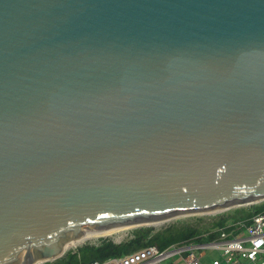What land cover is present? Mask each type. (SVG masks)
Here are the masks:
<instances>
[{"label": "water", "instance_id": "obj_1", "mask_svg": "<svg viewBox=\"0 0 264 264\" xmlns=\"http://www.w3.org/2000/svg\"><path fill=\"white\" fill-rule=\"evenodd\" d=\"M262 201L264 0H0V264Z\"/></svg>", "mask_w": 264, "mask_h": 264}, {"label": "trees", "instance_id": "obj_2", "mask_svg": "<svg viewBox=\"0 0 264 264\" xmlns=\"http://www.w3.org/2000/svg\"><path fill=\"white\" fill-rule=\"evenodd\" d=\"M264 212V201L214 212L194 220H175L167 225L154 229L152 226H141L130 229L128 237L115 242L109 237L99 238L94 243H84L69 249L62 257L42 264H87L95 260L103 262L118 258L148 246L159 250L171 247H186L222 240L221 234L229 238L244 230L256 214ZM185 252H182V254Z\"/></svg>", "mask_w": 264, "mask_h": 264}, {"label": "built area", "instance_id": "obj_3", "mask_svg": "<svg viewBox=\"0 0 264 264\" xmlns=\"http://www.w3.org/2000/svg\"><path fill=\"white\" fill-rule=\"evenodd\" d=\"M126 237H128L127 233L123 238L117 237L114 241L120 242ZM221 237L222 240L217 242L186 247L173 246L166 250L148 246L118 258L103 262L92 260L87 264H159L164 259L182 252H185L182 257L185 264H202L200 257L194 251L196 248L216 250L219 253L210 264H264V259L260 255L264 253V212L254 215L251 223L242 232L229 238L222 233Z\"/></svg>", "mask_w": 264, "mask_h": 264}, {"label": "rangeland", "instance_id": "obj_4", "mask_svg": "<svg viewBox=\"0 0 264 264\" xmlns=\"http://www.w3.org/2000/svg\"><path fill=\"white\" fill-rule=\"evenodd\" d=\"M201 216H204V219L208 220L209 217L208 215H204V214H197V215H185L183 217H179L177 219H174V220H170L168 222H163V223H159V224H156V225H150L152 227H154V229H159L165 225H167L168 223L170 222H173L175 220H181V221H186V220H194L195 218H199ZM132 229V228H129V229H125V230H122L118 233H115L113 235H109V236H100V237H96V238H92V239H85L84 241H82L80 244H84V243H94L96 242L99 238H102V237H109L111 238L112 240L114 239H117L118 238H123V236L128 233V231ZM80 244H77L76 246L72 247V248H75L77 246H79ZM71 248V249H72ZM196 255H198L201 259V263L202 264H210L211 260L218 257L219 254L216 250H208V249H202V248H196L194 249ZM179 254L175 255V256H170L166 259H164L162 261V264H169V263H174V260L177 259L179 256ZM261 257L264 259V253H261L260 254ZM178 264H184L181 260H179V263Z\"/></svg>", "mask_w": 264, "mask_h": 264}, {"label": "bare ground", "instance_id": "obj_5", "mask_svg": "<svg viewBox=\"0 0 264 264\" xmlns=\"http://www.w3.org/2000/svg\"><path fill=\"white\" fill-rule=\"evenodd\" d=\"M170 220H168V221H170ZM168 221H164V222H168ZM160 223H163V222H160ZM156 224H159V223H155L153 225H156ZM122 230H125V228L108 229L105 231H89V232H86L84 234V236L78 242L72 243L69 246L72 248V247L76 246L77 244H80L85 239H92V238H96V237H100V236H109V235H113L115 233H118ZM127 234L129 235V232Z\"/></svg>", "mask_w": 264, "mask_h": 264}, {"label": "crops", "instance_id": "obj_6", "mask_svg": "<svg viewBox=\"0 0 264 264\" xmlns=\"http://www.w3.org/2000/svg\"><path fill=\"white\" fill-rule=\"evenodd\" d=\"M219 254V253H218ZM177 255V254H176ZM175 256V255H174ZM179 257L177 259L174 260V263H169V264H178L179 263V260H181L184 264H185V261L184 259H182V257L184 256V253L183 254H179L178 255ZM159 264H162V262H160Z\"/></svg>", "mask_w": 264, "mask_h": 264}]
</instances>
